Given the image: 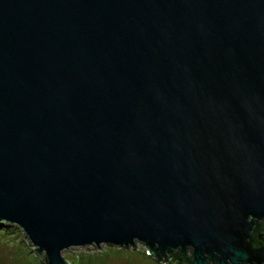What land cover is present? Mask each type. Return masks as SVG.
<instances>
[{
	"label": "water",
	"instance_id": "95a60500",
	"mask_svg": "<svg viewBox=\"0 0 264 264\" xmlns=\"http://www.w3.org/2000/svg\"><path fill=\"white\" fill-rule=\"evenodd\" d=\"M259 217L264 0H0V228L260 264Z\"/></svg>",
	"mask_w": 264,
	"mask_h": 264
},
{
	"label": "rangeland",
	"instance_id": "374dc122",
	"mask_svg": "<svg viewBox=\"0 0 264 264\" xmlns=\"http://www.w3.org/2000/svg\"><path fill=\"white\" fill-rule=\"evenodd\" d=\"M62 258L67 264H166L145 254L144 246L137 242L130 247L68 249ZM0 264H45L44 252L30 244L20 227L5 224L0 228Z\"/></svg>",
	"mask_w": 264,
	"mask_h": 264
},
{
	"label": "flooded vegetation",
	"instance_id": "af4514ba",
	"mask_svg": "<svg viewBox=\"0 0 264 264\" xmlns=\"http://www.w3.org/2000/svg\"><path fill=\"white\" fill-rule=\"evenodd\" d=\"M252 231L250 233V236H254V234H257V238H258V241L259 242H255L256 239H253L252 237H250V239L248 240L250 246L252 249L254 250H258V249H263L264 250V218L263 217H259V218H256L254 220V224L252 226ZM177 254L178 253H181V250H177L175 251ZM185 254V257H187V259L189 257H191L192 255V252H191V249L189 248L188 250H186L184 252ZM185 257H182L180 263L181 264H184V260H185ZM205 262L208 263V264H217L214 260H210V258L207 256L206 259H205ZM186 264H188L186 262ZM229 264V263H228Z\"/></svg>",
	"mask_w": 264,
	"mask_h": 264
},
{
	"label": "trees",
	"instance_id": "16d2710c",
	"mask_svg": "<svg viewBox=\"0 0 264 264\" xmlns=\"http://www.w3.org/2000/svg\"><path fill=\"white\" fill-rule=\"evenodd\" d=\"M7 228V227H6ZM258 234V233H257ZM257 234H254V236H250V237H252L253 239H256V241L255 242H259L258 241V238H257ZM171 251H173L172 252V254H171V260H174V261H178V263L177 264H181L180 263V261H181V258L182 257H185V253L184 252H182L181 251V253H176L175 251H177V250H171ZM152 255H153V257L154 258H156V259H158L160 262H162V263H164L166 260H167V257H168V253H166V254H164V253H162V252H160V251H157V250H155V251H153L152 252ZM193 261V256L191 255V257H189L188 259H187V257H185V260L183 261L184 262V264H186V262L188 263V264H191V262Z\"/></svg>",
	"mask_w": 264,
	"mask_h": 264
}]
</instances>
